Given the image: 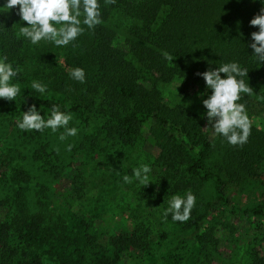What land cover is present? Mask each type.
I'll list each match as a JSON object with an SVG mask.
<instances>
[{
    "label": "trees",
    "instance_id": "trees-1",
    "mask_svg": "<svg viewBox=\"0 0 264 264\" xmlns=\"http://www.w3.org/2000/svg\"><path fill=\"white\" fill-rule=\"evenodd\" d=\"M6 2L0 0V58L6 56V62L22 69L12 80L22 87L17 96L21 108L27 111L35 104L51 114L58 105L73 117L92 119L95 126L85 138L91 145L96 140L102 144L99 153L108 146L142 144L146 134L160 183L159 192L146 195L160 208L175 195L186 198L189 191L195 195L191 218L175 222L183 229L184 241L199 245L198 257H193L191 246L185 260L209 263L210 231L199 230L210 206L227 205V190L244 186L250 178H264V63L250 47L251 33L259 30L250 21L264 8V0H115L108 5L98 0L102 23L94 29L82 24L85 31L67 46L45 40L34 45L20 36L27 22L18 15L19 6L2 8ZM115 13L120 18L116 21ZM232 62L249 70L243 79L254 89L252 95L242 93L238 101L252 121L243 146H233L219 134L210 140L202 132L204 123L211 126L207 118L180 103L164 102L162 95L165 84L178 81L181 93L194 85L208 98L212 90L197 73ZM77 67L85 70L84 83L70 76ZM225 75L221 73L222 78ZM33 81L46 85L45 93L32 89ZM31 155L42 168L55 169L36 149ZM208 180L212 201L202 192ZM76 192L73 187L65 195L69 205ZM10 217L0 221V264H41V254L51 257L53 264H81L83 256L60 257L67 247L63 229L45 223L40 213L19 209ZM146 231L142 224L128 234L110 236L116 249L113 256L94 245L83 264H115L120 251L144 248ZM89 233L84 237L91 244L98 235ZM248 264H264V255L253 253Z\"/></svg>",
    "mask_w": 264,
    "mask_h": 264
},
{
    "label": "rangeland",
    "instance_id": "rangeland-1",
    "mask_svg": "<svg viewBox=\"0 0 264 264\" xmlns=\"http://www.w3.org/2000/svg\"><path fill=\"white\" fill-rule=\"evenodd\" d=\"M113 17L115 21L120 19L117 13ZM179 89L178 81L165 84L163 101L180 103L207 118L202 102L207 99L204 91L194 85L187 87L184 93ZM2 100L0 221H9L19 209L40 213L45 223L63 229L66 240L63 245L67 247L59 253L60 257L78 259L83 256L81 264L89 260L94 245L111 258L116 249L109 237L128 234L144 224L148 240L144 248L128 247L120 251L115 264H193L191 258L185 260V256L192 246L193 257H198L199 245L184 241L181 225L173 221L170 214L164 217L169 201L160 208L146 195L160 191L146 134L142 135V144L132 148L108 146L99 153L102 144L96 140L95 145H91L85 138L95 126L92 119L72 116L69 127H76L78 132L61 141L59 136L64 128L55 133L50 128L43 132L21 130L18 122L25 111L19 105L20 100L17 97L16 101ZM37 110L45 119L51 115ZM202 132L215 141L216 134L207 123L203 124ZM69 144L73 145L71 151L67 150ZM33 149L55 169L42 168L34 161ZM145 164L151 168L148 173L151 181L147 186H142L135 178L132 183L124 182L125 175L134 177L133 169ZM246 181L244 186L227 190V205L219 203L209 208L208 217L199 230H209L211 235L207 264H248L253 253L264 255V178ZM73 187L77 192L69 205V196L65 195ZM202 192L206 200L214 199L209 180L204 183ZM258 210L262 211L261 215L254 214ZM89 232L98 235L91 244L84 237ZM40 261L53 264L46 254H41Z\"/></svg>",
    "mask_w": 264,
    "mask_h": 264
},
{
    "label": "clouds",
    "instance_id": "clouds-1",
    "mask_svg": "<svg viewBox=\"0 0 264 264\" xmlns=\"http://www.w3.org/2000/svg\"><path fill=\"white\" fill-rule=\"evenodd\" d=\"M114 3L115 0H105L106 5ZM16 6H19L18 15L21 20L28 25L20 28L19 35L30 39L34 45L45 40L54 42L56 46H67L85 31L82 24L89 29H94L102 23L98 0H7L2 8L9 11ZM81 16L83 20L80 19ZM250 24L259 28L258 31L251 33L253 43L250 47L254 50L253 53L258 61L264 63V8H261L260 13L251 19ZM164 55L166 59L173 60L168 53ZM6 61V56L0 58V99L16 101L21 89L19 84L11 83V81L22 69L14 68ZM248 72V69L241 68L238 63L232 62L197 73L205 80L206 87L212 90L211 95L202 101L207 109L206 115L211 128L215 134L222 135L233 146H243L251 134L252 121L245 105L238 103L242 93L252 95L254 91L243 79L248 77ZM221 73L226 74L225 77L222 78ZM70 76L81 83H84L86 79L85 70L80 67L72 69ZM31 88L43 94L47 86L33 81ZM72 119L71 113L61 111L58 105H53L50 117L45 119L33 104L23 112L18 127L25 131L40 132L50 128L53 133L64 128L65 131L59 136V139L64 141L78 132L76 127H69ZM72 147L73 145L69 144L67 150L71 151ZM150 172L151 168L148 165H141L133 169L134 177L125 175L123 180L128 184L135 178L142 186H147L151 181L148 176ZM195 204L196 197L190 191L186 194V198L175 195L169 201L164 217L167 218L171 213L173 221L186 222L191 218V211Z\"/></svg>",
    "mask_w": 264,
    "mask_h": 264
}]
</instances>
